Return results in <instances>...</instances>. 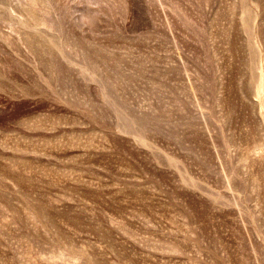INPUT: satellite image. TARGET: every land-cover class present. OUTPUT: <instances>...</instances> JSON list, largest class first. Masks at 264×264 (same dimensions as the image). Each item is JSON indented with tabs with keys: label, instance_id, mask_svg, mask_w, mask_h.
Returning <instances> with one entry per match:
<instances>
[{
	"label": "rangeland",
	"instance_id": "rangeland-1",
	"mask_svg": "<svg viewBox=\"0 0 264 264\" xmlns=\"http://www.w3.org/2000/svg\"><path fill=\"white\" fill-rule=\"evenodd\" d=\"M0 264H264V0H0Z\"/></svg>",
	"mask_w": 264,
	"mask_h": 264
}]
</instances>
